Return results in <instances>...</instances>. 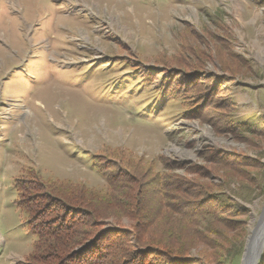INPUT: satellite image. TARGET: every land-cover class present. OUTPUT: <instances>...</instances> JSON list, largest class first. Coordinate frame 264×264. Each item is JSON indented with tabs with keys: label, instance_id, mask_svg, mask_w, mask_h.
<instances>
[{
	"label": "rangeland",
	"instance_id": "1",
	"mask_svg": "<svg viewBox=\"0 0 264 264\" xmlns=\"http://www.w3.org/2000/svg\"><path fill=\"white\" fill-rule=\"evenodd\" d=\"M202 53L211 57L197 75L215 96L187 116L184 96L162 97L148 70H182L188 81L179 63ZM225 117L264 128V0H0V264H33L35 252L14 178L101 198L122 191L110 181L129 171L159 192L204 169L209 149L264 164V143L227 130ZM252 174L264 187V168ZM261 193H232L248 210L244 245L264 213ZM121 219L93 230L129 231ZM106 243L101 236L83 254ZM263 252L264 242L257 262Z\"/></svg>",
	"mask_w": 264,
	"mask_h": 264
},
{
	"label": "trees",
	"instance_id": "2",
	"mask_svg": "<svg viewBox=\"0 0 264 264\" xmlns=\"http://www.w3.org/2000/svg\"><path fill=\"white\" fill-rule=\"evenodd\" d=\"M209 56L202 53L195 62L180 61L193 73L188 81V73L182 70H148L150 77L159 78L157 89L162 97L184 96L187 116L199 114L208 105L207 99L215 96L214 87L205 89L201 85L205 82L197 75ZM223 119L227 130L239 134L242 130L264 143V128L256 131L234 117ZM207 153L210 157L204 169L190 167V176L182 180L173 176L170 183L160 184L159 192L143 189L142 175L131 171L120 179L114 174L110 184L122 191L101 198L83 187L41 181L38 175L26 186L14 178L17 206L26 212L28 230L35 237L30 262L67 264L75 259L77 264H235L243 250L248 210L236 203L232 193L245 199L242 194L251 193L255 185L264 194L263 185L259 187L252 174L264 164L244 153L227 155L212 149ZM93 161L97 171L110 180L103 163H97V158ZM117 179L123 184L114 182ZM67 216L69 222L64 221ZM122 216L129 219V231L112 228L100 234L93 230L109 218L116 225L122 223ZM100 235L107 240L106 245L84 255ZM257 264H264V252Z\"/></svg>",
	"mask_w": 264,
	"mask_h": 264
},
{
	"label": "water",
	"instance_id": "3",
	"mask_svg": "<svg viewBox=\"0 0 264 264\" xmlns=\"http://www.w3.org/2000/svg\"><path fill=\"white\" fill-rule=\"evenodd\" d=\"M264 212V210H263ZM252 236V237H251ZM264 242V213L257 222L256 227L247 237L244 245L241 264H257V254L259 247Z\"/></svg>",
	"mask_w": 264,
	"mask_h": 264
},
{
	"label": "bare ground",
	"instance_id": "4",
	"mask_svg": "<svg viewBox=\"0 0 264 264\" xmlns=\"http://www.w3.org/2000/svg\"><path fill=\"white\" fill-rule=\"evenodd\" d=\"M262 217H263V215H262ZM252 237V236H251Z\"/></svg>",
	"mask_w": 264,
	"mask_h": 264
}]
</instances>
